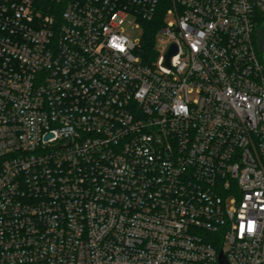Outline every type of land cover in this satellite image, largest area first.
I'll return each instance as SVG.
<instances>
[{"label":"built area","instance_id":"built-area-1","mask_svg":"<svg viewBox=\"0 0 264 264\" xmlns=\"http://www.w3.org/2000/svg\"><path fill=\"white\" fill-rule=\"evenodd\" d=\"M165 1L0 0V264H264V0Z\"/></svg>","mask_w":264,"mask_h":264},{"label":"rangeland","instance_id":"rangeland-1","mask_svg":"<svg viewBox=\"0 0 264 264\" xmlns=\"http://www.w3.org/2000/svg\"><path fill=\"white\" fill-rule=\"evenodd\" d=\"M176 22V18L174 15H168L166 17V23ZM125 27V35L129 37L131 40L138 42L139 44L142 43L144 40V35L146 32V27L144 26H137V20L133 17H129L126 20L124 25ZM257 46H260L264 42V17L262 21L258 22V27L255 32ZM173 41L169 38L164 32H159L155 35V51L158 56H166L169 52L170 46L172 45ZM259 55L261 58L263 57V51L260 52Z\"/></svg>","mask_w":264,"mask_h":264},{"label":"trees","instance_id":"trees-1","mask_svg":"<svg viewBox=\"0 0 264 264\" xmlns=\"http://www.w3.org/2000/svg\"><path fill=\"white\" fill-rule=\"evenodd\" d=\"M168 6V1L166 0L163 3V7L166 8ZM162 7V8H163ZM259 21H262L263 16L259 18ZM163 23V12L160 14L159 18L156 19L154 22L149 23L146 27V32L144 35V40L142 41V49L140 52L141 58L143 62H149L151 63L153 60L157 59V53L155 51V35L157 34V29H159V26ZM258 27V26H257ZM255 42L256 36H255ZM263 45L259 46V49L263 50Z\"/></svg>","mask_w":264,"mask_h":264},{"label":"water","instance_id":"water-1","mask_svg":"<svg viewBox=\"0 0 264 264\" xmlns=\"http://www.w3.org/2000/svg\"><path fill=\"white\" fill-rule=\"evenodd\" d=\"M175 47H173L171 49V51L169 52V54L167 55L166 57V60H165V65H170V60H171V57L175 54ZM263 60H264V45H263ZM222 263L223 264H227L224 257H222Z\"/></svg>","mask_w":264,"mask_h":264}]
</instances>
